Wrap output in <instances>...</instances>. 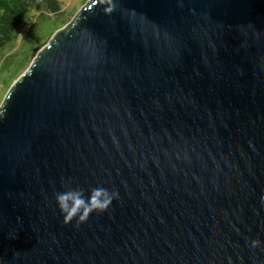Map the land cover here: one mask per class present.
Instances as JSON below:
<instances>
[{"label":"water","instance_id":"obj_1","mask_svg":"<svg viewBox=\"0 0 264 264\" xmlns=\"http://www.w3.org/2000/svg\"><path fill=\"white\" fill-rule=\"evenodd\" d=\"M0 264H264V0H87L1 104Z\"/></svg>","mask_w":264,"mask_h":264},{"label":"rangeland","instance_id":"obj_2","mask_svg":"<svg viewBox=\"0 0 264 264\" xmlns=\"http://www.w3.org/2000/svg\"><path fill=\"white\" fill-rule=\"evenodd\" d=\"M61 10L52 13L39 3L31 9L29 22L23 25L16 39L0 54V108L12 83L32 64L38 52L52 35L66 27L87 0H59Z\"/></svg>","mask_w":264,"mask_h":264},{"label":"trees","instance_id":"obj_3","mask_svg":"<svg viewBox=\"0 0 264 264\" xmlns=\"http://www.w3.org/2000/svg\"><path fill=\"white\" fill-rule=\"evenodd\" d=\"M41 4L44 10L57 13L61 10L59 0H0V54L10 45L31 18V9Z\"/></svg>","mask_w":264,"mask_h":264},{"label":"clouds","instance_id":"obj_4","mask_svg":"<svg viewBox=\"0 0 264 264\" xmlns=\"http://www.w3.org/2000/svg\"><path fill=\"white\" fill-rule=\"evenodd\" d=\"M115 196L116 193H110L104 187H97L91 190V194L87 198H85L82 189H69L66 192L57 193L56 199L65 221L71 222L76 216L79 217V220H86L93 211L104 212ZM255 244L254 241L253 245L255 246Z\"/></svg>","mask_w":264,"mask_h":264}]
</instances>
